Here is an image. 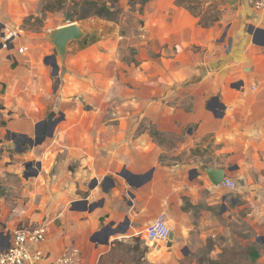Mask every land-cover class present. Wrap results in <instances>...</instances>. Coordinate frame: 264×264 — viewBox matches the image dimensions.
Returning a JSON list of instances; mask_svg holds the SVG:
<instances>
[{"label":"crops","instance_id":"obj_1","mask_svg":"<svg viewBox=\"0 0 264 264\" xmlns=\"http://www.w3.org/2000/svg\"><path fill=\"white\" fill-rule=\"evenodd\" d=\"M119 5L118 22L75 21L85 36L69 43L53 76L44 62L52 45L19 27L39 13L40 0H0L2 24L18 32L9 49L0 48V250L15 228L44 224L38 264L66 246L79 247L81 264H209L222 251L201 248L223 229L222 206L242 188L186 181L160 161L163 146L138 128L150 122L165 136L184 134L176 153L209 136L224 162L207 166L224 168L232 180L264 176V10L228 8L202 28L175 0H149L143 16L137 4ZM63 17L48 12L43 31L64 25ZM138 19L142 25L127 26ZM236 81L242 85L232 87ZM45 130L41 143L28 144ZM13 135L18 143L8 147ZM215 207H222L217 215ZM160 216L173 234L170 246L143 236ZM109 223L119 232L107 236ZM256 238L264 245V231ZM255 264H264L263 252Z\"/></svg>","mask_w":264,"mask_h":264},{"label":"rangeland","instance_id":"obj_2","mask_svg":"<svg viewBox=\"0 0 264 264\" xmlns=\"http://www.w3.org/2000/svg\"><path fill=\"white\" fill-rule=\"evenodd\" d=\"M241 1L216 0V9L226 12L229 8L233 14L238 6L248 9V6L242 4ZM42 5H44V2L40 0L39 9H41ZM204 7L207 8V4H204ZM248 10L255 12L261 11L254 8ZM26 17L23 18L19 26L22 28V34L26 36L38 34L44 38L46 32L43 31L42 27L46 26V17H44L42 23L27 19ZM61 22L66 24L69 21L63 17ZM127 26L136 27V21H131ZM54 82L55 79L53 81V85L55 86ZM184 138H186L184 134L179 137L165 136L163 138L164 141L161 143L164 152L161 157V162L163 165L176 166L186 181L188 177L193 176V173L189 172L195 169L199 174L194 176L192 180L203 184L204 179L208 178L203 169L208 164H220L224 161L215 158V146L213 139L209 136L204 137L198 144H194L188 150L176 153L174 148H178V141ZM207 142H209L208 145L203 146ZM234 180L237 187L242 188V193L234 194L233 197L237 201L235 200L236 202L233 203L227 202L226 205L222 206L223 209L222 207L214 208L213 211L216 215L220 213L221 209L223 210V214L227 213V219L222 218L223 229L220 230L218 228L214 237H208L206 245L201 249L214 247V252L221 250L220 262L225 264H255L256 260H258L259 253H264V245L256 240L258 239L256 236L259 235V232L264 231V176H236Z\"/></svg>","mask_w":264,"mask_h":264},{"label":"built area","instance_id":"obj_3","mask_svg":"<svg viewBox=\"0 0 264 264\" xmlns=\"http://www.w3.org/2000/svg\"><path fill=\"white\" fill-rule=\"evenodd\" d=\"M246 2L256 10H264V0H246ZM1 24L2 14L0 12V48L9 49L11 41L18 35V32ZM18 50L22 52L24 49L19 48ZM218 186L234 190L236 182L224 175ZM46 233L47 229L44 224L15 228L10 235V244L0 250V264H38L44 257L38 246L45 241ZM169 233L168 224L163 216H160L144 228L143 236L149 242H166ZM49 264H81V251L77 246H66Z\"/></svg>","mask_w":264,"mask_h":264},{"label":"trees","instance_id":"obj_4","mask_svg":"<svg viewBox=\"0 0 264 264\" xmlns=\"http://www.w3.org/2000/svg\"><path fill=\"white\" fill-rule=\"evenodd\" d=\"M128 5L131 10H133L134 6L137 4V13L140 15L145 14L144 6L149 0H127ZM44 5H42L40 12L38 15L30 14L26 18L35 20L38 23H42L44 17L48 12L54 11H62L64 14V19L69 22H75L80 19L88 18L91 16H97L99 18H103L106 20H112L118 22V14L122 11V8L119 5V0H78L71 1V5L69 8H66L69 4L67 0H42ZM175 4L177 6H182L186 10L190 12L192 16H194L198 25L202 28H208L213 26L217 22L220 21V17L222 15L223 10L216 9V0H175ZM207 4V8H203V5ZM26 20V19H25ZM137 24L142 25V20L138 19L136 21ZM123 33V31H121ZM135 49H130L131 62L134 65H137L138 62L133 58L135 54ZM55 85H57V78H55ZM3 106L0 104V110ZM147 130L148 134L151 138L158 144L162 145L161 142L164 141L165 134L158 131L153 123H148L144 125L143 122L140 124L138 131ZM162 155H160L161 161ZM184 205L183 210L188 211L191 208V204L183 198ZM222 255V253L220 254ZM258 255V253H256ZM209 264H225L220 262V259H207Z\"/></svg>","mask_w":264,"mask_h":264},{"label":"water","instance_id":"obj_5","mask_svg":"<svg viewBox=\"0 0 264 264\" xmlns=\"http://www.w3.org/2000/svg\"><path fill=\"white\" fill-rule=\"evenodd\" d=\"M68 3H70L71 0H67ZM260 32L264 33V30H258ZM226 33H223L221 40L224 39ZM85 36V32L83 31V29L79 26V24L77 22H68L64 25L58 26L57 28L50 30L46 33V35L44 36V39L46 41H48L54 48L55 53L51 56V57H47L44 62L46 64H50L52 67V75L53 76H57L58 74V64H57V60H59V62H63L65 54L67 52V46L69 45L70 42L73 41H80L83 37ZM239 85H242V81H236L234 83L231 84L232 87H238ZM45 121H42L38 124L39 127V131L37 132L38 134L41 133V128L44 126ZM47 129V128H46ZM47 130H45L43 136H41V138L39 140L33 141L32 139L28 140V144L30 146L32 145H36L41 143L42 139L44 138V136H46ZM16 135H13L11 137L12 142L8 144V147H13L15 144L18 143V141L16 140ZM20 148V147H18ZM33 165L32 163H28L26 165V169L28 168H32ZM36 167H39L38 165ZM233 167H228L227 170H232ZM204 173L206 174V176L208 177V179L210 180L211 184L214 186H218L224 176V171L225 169L220 167V168H215L213 166H206L203 169ZM190 173H193V176L198 175L199 173L195 170L192 169L190 171ZM37 172H31L28 173L26 176H30V175H36ZM86 203V201L84 202V204ZM95 206V204H90L87 207V210L91 211L92 208ZM112 223H109L107 226L102 228V231H106L107 236L117 233L119 232V228L115 227V228H111ZM173 239V234L172 232L169 233L168 236V245H171V241Z\"/></svg>","mask_w":264,"mask_h":264}]
</instances>
